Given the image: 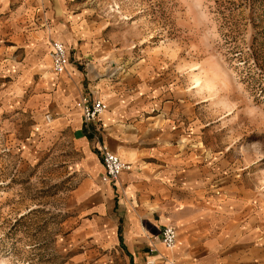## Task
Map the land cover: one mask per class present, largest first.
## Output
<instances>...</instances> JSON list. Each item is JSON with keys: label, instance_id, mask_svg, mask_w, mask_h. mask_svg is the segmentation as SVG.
<instances>
[{"label": "rangeland", "instance_id": "1", "mask_svg": "<svg viewBox=\"0 0 264 264\" xmlns=\"http://www.w3.org/2000/svg\"><path fill=\"white\" fill-rule=\"evenodd\" d=\"M64 1L63 39H51L83 87L102 100V88L142 90L141 108H153L131 122L205 168L222 198L237 190L264 254V0ZM18 6L0 4V264H99L69 210L81 152L48 123L45 68L28 58V33L51 25L24 9L12 20Z\"/></svg>", "mask_w": 264, "mask_h": 264}, {"label": "crops", "instance_id": "2", "mask_svg": "<svg viewBox=\"0 0 264 264\" xmlns=\"http://www.w3.org/2000/svg\"><path fill=\"white\" fill-rule=\"evenodd\" d=\"M5 2L19 5L12 20L24 9L31 19H39L40 14L41 21L51 25L40 22L28 33L33 44L28 58L45 68L39 98L56 113L53 123H48L68 130L81 152L69 210L73 234L86 244V253L95 259L98 255L99 264H146L151 258L155 264H264V254L254 251L250 236L258 221L242 214L249 205L239 199L237 190L230 188L222 198L218 189L207 188L205 168L184 153L172 152V145L162 139L147 137L142 123L131 122L153 108H141L142 90L110 95L102 88L108 106L99 118V141L126 164L116 181L103 180L97 144L78 107L92 89L83 87V77L70 59L62 73L50 70L51 38L63 39L59 21L67 14L65 1L0 0ZM164 225L177 232L171 249L160 241Z\"/></svg>", "mask_w": 264, "mask_h": 264}, {"label": "built area", "instance_id": "3", "mask_svg": "<svg viewBox=\"0 0 264 264\" xmlns=\"http://www.w3.org/2000/svg\"><path fill=\"white\" fill-rule=\"evenodd\" d=\"M49 56L51 60V69L54 73H60L66 69L69 63V56L63 42L60 40H53L51 42ZM107 106L104 100L99 97H94L91 93L84 94L78 103L83 124L97 144V151L104 168L103 180L112 182L118 179L120 173L126 168V164L116 153L109 150L105 144L99 141V118L107 109ZM50 116V114H46L45 116L48 121L50 120ZM159 237L165 248H173L177 237L175 227L172 225L162 226ZM146 264H155V260L151 258L146 261Z\"/></svg>", "mask_w": 264, "mask_h": 264}, {"label": "bare ground", "instance_id": "4", "mask_svg": "<svg viewBox=\"0 0 264 264\" xmlns=\"http://www.w3.org/2000/svg\"><path fill=\"white\" fill-rule=\"evenodd\" d=\"M196 82L199 84L200 83V80L199 79H196ZM105 113V111L103 112V114Z\"/></svg>", "mask_w": 264, "mask_h": 264}]
</instances>
